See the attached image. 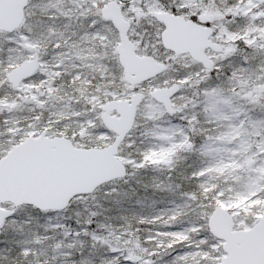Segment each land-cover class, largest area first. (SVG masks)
Here are the masks:
<instances>
[{
  "label": "snow or ice",
  "instance_id": "6c2138e0",
  "mask_svg": "<svg viewBox=\"0 0 264 264\" xmlns=\"http://www.w3.org/2000/svg\"><path fill=\"white\" fill-rule=\"evenodd\" d=\"M0 264H264V0H0Z\"/></svg>",
  "mask_w": 264,
  "mask_h": 264
}]
</instances>
